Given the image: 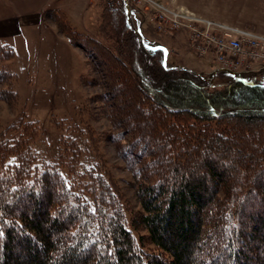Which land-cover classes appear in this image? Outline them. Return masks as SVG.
Listing matches in <instances>:
<instances>
[{"label": "trees", "instance_id": "trees-1", "mask_svg": "<svg viewBox=\"0 0 264 264\" xmlns=\"http://www.w3.org/2000/svg\"><path fill=\"white\" fill-rule=\"evenodd\" d=\"M98 3V39L59 10L41 19L83 51L107 133L87 125L89 145L64 133L55 160L38 164L37 120L21 114L0 132V264H264V72L214 85L166 67L162 49L140 48L124 0ZM13 56L0 40L8 106ZM102 135L128 160L134 202Z\"/></svg>", "mask_w": 264, "mask_h": 264}, {"label": "rangeland", "instance_id": "rangeland-1", "mask_svg": "<svg viewBox=\"0 0 264 264\" xmlns=\"http://www.w3.org/2000/svg\"><path fill=\"white\" fill-rule=\"evenodd\" d=\"M156 1L167 7L182 6L197 16L264 35V0H196L192 6L184 0ZM128 7L130 25L139 34L140 48L143 45L146 53L159 48L164 52L166 67L186 68L203 78L213 75L216 66L209 58L194 55L185 27L175 31L158 30V18L152 7L141 0L137 4L128 0ZM49 9L63 12L78 33L95 39L100 35L98 0H0V20L13 25V30L1 31L0 28V40L10 44L14 51L7 65L16 75L13 89L17 93L14 106L0 102V132L15 123L21 114L37 120L41 131L31 146L38 164L55 160L62 134L71 133L89 145L87 125L100 133L99 136L101 132L107 133L108 126L106 119L99 115V102L93 100L99 89L91 86L95 76L83 51L69 44L54 24L42 21V13ZM130 11L138 13L137 20L133 14L130 16ZM230 79L229 74L217 73L213 84L222 85ZM242 79L251 81L261 77L259 73H250L242 75ZM56 121L61 125L57 126ZM104 135L99 144L111 172L117 177L125 197L134 202L128 160H121L113 143ZM89 156L94 157L92 152Z\"/></svg>", "mask_w": 264, "mask_h": 264}, {"label": "built area", "instance_id": "built-area-1", "mask_svg": "<svg viewBox=\"0 0 264 264\" xmlns=\"http://www.w3.org/2000/svg\"><path fill=\"white\" fill-rule=\"evenodd\" d=\"M131 1L137 4L140 0ZM141 1L154 9L158 30L175 31L185 27L194 55L209 58L216 71L235 76L264 72V35L197 16L182 6L167 7L156 0Z\"/></svg>", "mask_w": 264, "mask_h": 264}, {"label": "crops", "instance_id": "crops-1", "mask_svg": "<svg viewBox=\"0 0 264 264\" xmlns=\"http://www.w3.org/2000/svg\"><path fill=\"white\" fill-rule=\"evenodd\" d=\"M187 4H190L191 6L192 5H195L196 4V0H184ZM131 14H133V16H134V18H135V20H137V14L138 13H135V12H133V11H130V16H131ZM4 23V24H3ZM0 28H1V31L2 30H13V25H11L10 23H7L6 21H4V20H0ZM188 38H189V36H188ZM191 48V47H190ZM192 50V49H191ZM193 52V51H192ZM204 58V57H203ZM213 63V62H212ZM214 64V63H213ZM215 66V65H214ZM193 72V71H192ZM205 79L207 78V76L206 77H204Z\"/></svg>", "mask_w": 264, "mask_h": 264}, {"label": "water", "instance_id": "water-1", "mask_svg": "<svg viewBox=\"0 0 264 264\" xmlns=\"http://www.w3.org/2000/svg\"><path fill=\"white\" fill-rule=\"evenodd\" d=\"M124 4H125V7H126V14H127V17H126V24L128 26H130V28L132 29L131 25H130V17H129V7H128V1L127 0H124ZM133 30V29H132ZM135 32V34L139 37V34L133 30ZM141 41V40H140ZM235 78V76H233V79ZM237 79H240V80H243L241 78H237Z\"/></svg>", "mask_w": 264, "mask_h": 264}, {"label": "snow or ice", "instance_id": "snow-or-ice-1", "mask_svg": "<svg viewBox=\"0 0 264 264\" xmlns=\"http://www.w3.org/2000/svg\"><path fill=\"white\" fill-rule=\"evenodd\" d=\"M0 235H2V234H0Z\"/></svg>", "mask_w": 264, "mask_h": 264}]
</instances>
